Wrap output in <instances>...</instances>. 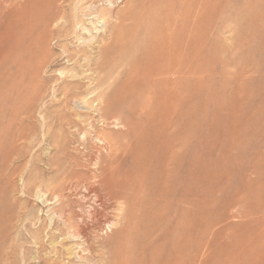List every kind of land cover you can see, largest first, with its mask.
<instances>
[{
	"label": "rangeland",
	"instance_id": "rangeland-1",
	"mask_svg": "<svg viewBox=\"0 0 264 264\" xmlns=\"http://www.w3.org/2000/svg\"><path fill=\"white\" fill-rule=\"evenodd\" d=\"M76 1L0 0L19 30L0 65V264H108L140 213L160 215L145 264L162 245L171 264H264V0ZM156 48L194 55L176 97L145 87Z\"/></svg>",
	"mask_w": 264,
	"mask_h": 264
},
{
	"label": "bare ground",
	"instance_id": "bare-ground-1",
	"mask_svg": "<svg viewBox=\"0 0 264 264\" xmlns=\"http://www.w3.org/2000/svg\"><path fill=\"white\" fill-rule=\"evenodd\" d=\"M72 1V0H71ZM84 1V0H83ZM101 1V0H100ZM104 1V0H103ZM67 2H68V0H67ZM76 2H78V0L76 1ZM99 2V1H98ZM97 2V3H98ZM155 2H156V0H155ZM79 3H82V1L80 2L79 1ZM94 3V2H93ZM96 3V2H95ZM72 4H73V2H72ZM76 4H78V3H76ZM74 5V4H73ZM90 5V4H89ZM76 6V5H75ZM92 6V5H91ZM94 6V5H93ZM78 7V6H77ZM76 7V8H77ZM82 7V6H81ZM80 7V8H81ZM97 7V6H96ZM94 8V7H93ZM95 9V8H94ZM137 9V8H136ZM77 10V9H76ZM15 11V10H14ZM18 11V10H17ZM28 11H31L32 12V10H28ZM80 11H83V10H80ZM80 11H78V12H80ZM87 11H88V8H87ZM96 11V10H95ZM98 11V10H97ZM130 11V10H129ZM129 11L127 12V13H129ZM134 11V10H133ZM133 11H131V12H133ZM6 12V11H5ZM23 12V11H22ZM77 12V13H78ZM85 12V11H84ZM1 13V12H0ZM11 13V12H10ZM10 13H9V15H10ZM25 13V12H24ZM34 13H35V10H34ZM74 13V12H73ZM81 13V12H80ZM96 13L97 12H93V11H90V12H88L87 14H85L88 18H92L93 17V15H96ZM32 14V13H31ZM30 14V15H31ZM37 14V13H36ZM40 14V13H39ZM43 14V13H42ZM41 14V15H42ZM46 14V13H45ZM125 14V13H124ZM133 14H136V13H134L133 12ZM5 15V14H4ZM6 15H8L7 13H6ZM15 15H16V13H15ZM17 15H18V12H17ZM29 15V14H28ZM27 15V16H28ZM34 15V14H33ZM41 15L39 16V17H41ZM78 15H79V13H78ZM83 15V14H82ZM102 15V14H101ZM100 15V16H101ZM127 15V14H126ZM129 15H130V13H129ZM19 16H20V14H19ZM23 16V15H22ZM122 16H123V14H122ZM137 16V15H136ZM136 16H135V20H136ZM178 16V15H177ZM176 16V17H177ZM12 17H14V16H12ZM99 17V16H98ZM123 17H125V16H123ZM122 17V18H123ZM132 17H134V15L132 16ZM180 17V16H179ZM6 18V21H7V19L9 18H7V17H5ZM18 18V17H17ZM16 18V19H17ZM73 18V17H72ZM78 18V17H77ZM82 18V17H81ZM88 18H86V19H88ZM95 18V17H94ZM101 18V17H100ZM118 18V17H117ZM128 18H130V17H128ZM168 18V17H167ZM13 19V18H12ZM16 19H15V22H17L16 21ZM19 19H20V17H19ZM18 19V21H20ZM26 21H27V19L26 18H24ZM30 19V18H29ZM28 19V20H29ZM34 19V18H33ZM74 19H75V17H74ZM83 19H84V16H83ZM120 19V18H119ZM126 18H124V20H125ZM169 19V18H168ZM167 19V20H168ZM22 20V19H21ZM31 20V19H30ZM76 20H78V21H80L81 20V22L80 23H78V25H76L77 26V28L80 26V24L82 23V19H76ZM114 20V19H113ZM121 20V19H120ZM120 20H119V22H120ZM166 20V19H165ZM182 20V19H181ZM11 21V20H10ZM25 21V22H26ZM35 21V20H34ZM37 21V20H36ZM39 21V20H38ZM48 21V20H47ZM74 21V20H73ZM88 21V20H87ZM94 21V20H93ZM123 21V20H122ZM172 21H174V20H172ZM171 19H170V24H171ZM176 21H177V19H176ZM3 21H1V23H2ZM21 22V21H20ZM25 22H23V23H25ZM90 22H91V20H90ZM89 22V24L91 25V23ZM129 22V21H128ZM135 22V21H134ZM6 24L8 23V21L7 22H5ZM10 23V22H9ZM8 23V26H6V27H4V26H2V27H0V65L4 62L5 63V61L6 60H8L7 58L11 55V53H16V51H14V52H11L10 53V51H11V49H12V43H13V41H14V39H15V37L17 36V31L19 32V30H18V28H16V26L13 24V22H11L10 24ZM33 23V22H32ZM47 23V22H46ZM49 23V22H48ZM74 24H75V22H73ZM76 23H77V21H76ZM117 23V22H116ZM130 23H131V21H130ZM165 23V22H164ZM167 23V22H166ZM21 24H22V22H21ZM26 24V23H25ZM24 24V25H25ZM40 24V23H39ZM50 24V23H49ZM70 24H72V22L70 23ZM95 24V23H94ZM118 24V23H117ZM134 24V23H133ZM169 24V25H170ZM175 24H177V23H175ZM180 24V23H179ZM23 25V26H24ZM34 25H35V23H34ZM84 25V24H83ZM121 25V24H120ZM120 25H118L117 26V28L116 27H114L113 28V31L111 32V34H112V36H111V38H114L115 37V34L116 33H120L119 34V36H118V38L119 37H121L120 35H121V33H122V30H123V28L124 27H122V26H120ZM172 25H174L173 23H172ZM18 26V25H17ZM30 26V25H29ZM32 26H33V24H32ZM164 26V25H163ZM167 26H168V23H167ZM175 27H177L176 25H174ZM173 26V27H174ZM66 27V26H65ZM69 27H71V26H69ZM73 27V26H72ZM83 27V26H82ZM97 27V26H96ZM172 27V26H171ZM26 28V27H25ZM32 28V27H31ZM48 28H50V27H48ZM48 28H47V30H48ZM85 28V27H84ZM83 28V29H84ZM166 28V27H165ZM30 29V28H29ZM42 29V28H41ZM44 29V28H43ZM87 29V28H86ZM116 29H118V31H116ZM130 29V28H129ZM134 29V28H133ZM160 29H162L161 28V26H160ZM160 29H158V30H160ZM164 29V28H163ZM168 29H169V27H168ZM168 29H166V32H168ZM174 31H175V29L174 28H172ZM22 30H24V29H22ZM31 30H34V28H32ZM72 30V32H73V28L71 29ZM74 30H75V28H74ZM77 30V29H76ZM81 30V29H80ZM88 30H90V29H88ZM158 30H157V32H158ZM165 30V29H164ZM163 30V31H164ZM171 30V28L169 29V31ZM35 31V30H34ZM44 31V30H43ZM84 31H85V29H84ZM110 31V30H109ZM116 31V32H115ZM124 31V30H123ZM46 32V31H45ZM75 32V31H74ZM80 32V31H79ZM82 32V31H81ZM80 32V33H81ZM88 32H90V31H88ZM130 32H132L131 30H130ZM31 33L32 32H30L29 34H30V37H31ZM48 33V32H47ZM46 33V34H47ZM83 33V32H82ZM94 32H92V34H93ZM109 33V32H108ZM125 33H126V30H125ZM128 33V32H127ZM159 33V32H158ZM165 33V32H164ZM163 33V34H164ZM169 33V32H168ZM49 34H50V32H49ZM73 34V33H72ZM75 34V33H74ZM77 34V33H76ZM86 34H87V30H86ZM207 34V33H206ZM43 35V37H44V34H42ZM58 35V34H57ZM70 35H71V33H70ZM82 35V34H81ZM89 35V34H88ZM118 35V34H117ZM170 35H171V33H170ZM39 36V35H38ZM123 36V35H122ZM167 36V35H166ZM176 36V35H175ZM175 36H174V38H175ZM203 36V35H202ZM21 37H23V35L21 36ZM28 37H29V35H28ZM27 37V38H28ZM80 37V36H79ZM79 37H77V38H79ZM88 37V36H87ZM160 37V36H159ZM163 37V36H162ZM171 37V36H170ZM177 37V36H176ZM184 37V36H183ZM192 37V36H191ZM190 37V38H191ZM193 37H194V35H193ZM24 42H25V35H24ZM22 38V39H23ZM45 38V37H44ZM47 38V37H46ZM81 38V37H80ZM79 38V39H80ZM106 38V37H105ZM105 38H104V40H105ZM124 38H125V36H124ZM128 38V37H127ZM157 38V37H156ZM161 38V37H160ZM159 38V39H160ZM172 38H173V34H172ZM174 38H173V40H174ZM38 39V38H37ZM40 39V38H39ZM43 39V38H42ZM42 39H40L41 40V42H42ZM120 39V38H119ZM159 39L157 38V41H159ZM166 39H169L168 38V36H167V38ZM184 39V38H183ZM195 39V38H194ZM20 40V39H19ZM45 39H43V41H44ZM47 40V39H46ZM60 40V39H59ZM78 40V39H77ZM81 40V39H80ZM114 40V39H113ZM124 40V39H123ZM172 40V41H173ZM177 39L175 38V40L174 41H176ZM18 41V40H17ZM23 40H21V42H22ZM27 41V40H26ZM79 41V40H78ZM100 41V40H99ZM102 41V40H101ZM121 41V40H120ZM162 41V40H161ZM165 41V40H164ZM181 41V40H180ZM198 41V40H197ZM28 42V41H27ZM26 42V43H27ZM37 42V41H36ZM41 42H39V43H41ZM84 42H85V40H84ZM96 42H98V41H96ZM106 42H108L107 40H106ZM114 42V41H113ZM112 42V43H113ZM116 42V41H115ZM160 42V41H159ZM168 42V41H167ZM171 42V41H170ZM169 42V43H170ZM188 42H190V41H188ZM199 42V41H198ZM23 43V42H22ZM21 43V44H22ZM46 43V42H45ZM89 43V42H88ZM123 43V42H122ZM169 43L166 45V46H168L169 45ZM173 43V42H172ZM187 43V42H186ZM193 43V42H192ZM18 44V43H17ZM17 44H16V46H17ZM34 44H35V42H34ZM33 44V45H34ZM47 44V43H46ZM84 44V43H83ZM102 44V43H101ZM116 44V43H115ZM121 44V43H120ZM156 44V43H155ZM154 44V45H155ZM164 44V43H163ZM15 45V44H14ZM19 45V44H18ZM37 45H39V44H37ZM40 45H42V44H40ZM44 45V44H43ZM105 45H106V43H105ZM104 45V46H105ZM108 45H110V44H108ZM124 45V44H123ZM152 45V44H151ZM170 45H172L173 46V44H171L170 43ZM169 45V46H170ZM187 45V44H186ZM185 45V46H186ZM193 44H191V43H189V45H187L188 46V51L189 52H191V46H192ZM199 45V44H198ZM22 46V45H21ZM27 46V45H26ZM120 46V45H119ZM125 46V45H124ZM158 46V45H157ZM163 46V45H162ZM15 47V46H14ZM20 47V46H19ZM32 47V46H31ZM35 47H36V44H35ZM91 47V46H90ZM113 47H115V46H113ZM122 47V46H121ZM155 47V46H154ZM192 47H194V46H192ZM22 48V47H21ZM37 48V47H36ZM100 48V47H99ZM107 48V47H106ZM109 48V47H108ZM107 48V49H108ZM111 48V47H110ZM125 48V47H124ZM169 48H174V47H169ZM177 48H179V47H177ZM28 49V48H27ZM29 49H30V47H29ZM107 49H104V51L102 52V54H101V57H100V59L101 60H98L99 62H100V72H102V71H104L103 70V68H104V66H109L108 65V63H107V59L109 58V55H108V51H107ZM114 49V48H113ZM160 49V48H159ZM186 49V48H185ZM196 49V48H195ZM26 50V49H25ZM34 50V49H33ZM82 50V49H81ZM101 50V49H100ZM117 50V49H116ZM153 50V49H152ZM152 50H150V51H152ZM156 50H158L157 48H156ZM183 50H184V48H183ZM183 50H181V49H178V50H176V51H173L172 49H171V53L169 54L168 52L167 53H165V51H162V50H158L157 51V55L158 56H160V58H158V59H160V61H156L155 59H153V60H151V61H149V62H151V63H149L150 65H149V68H148V71H146V73H147V76L149 77V78H152L153 79V82H151L150 81V83L149 84H147L145 87L146 88H148L149 90L151 89L152 91H154L155 89H158L157 90V92L158 91H160V87H163V90H162V88H161V93H164V95L166 94V95H168V96H172V98L173 97H176L177 96V94H179V90H178V85L181 83V81H184L183 79H184V77H185V72H184V69L185 68H183V65L184 64H188V78H190L191 77V74H193L192 73V63L194 62H192V56L191 55H193V54H190L188 51H187V53L186 54H184V51ZM193 50V49H192ZM24 51V50H23ZM37 51H38V49H37ZM115 51V50H114ZM149 51V52H150ZM167 51H169V49L167 50ZM26 52V51H25ZM28 52V51H27ZM44 52H45V50H44ZM43 52V53H44ZM48 52V51H47ZM47 52H45L44 53V55H47ZM72 52V51H71ZM21 53V52H20ZM32 53V52H31ZM36 53H38V55H39V52H36ZM75 53V52H74ZM100 53V52H99ZM118 53V52H117ZM144 53V52H143ZM145 53H147V52H145ZM10 54V55H9ZM25 54V53H24ZM42 54V53H41ZM49 54V53H48ZM67 54V53H66ZM85 55H86V53H84ZM149 54V53H148ZM152 54V53H151ZM23 55V54H22ZM44 55H41L42 57L44 56ZM76 55V54H75ZM78 55V54H77ZM96 55H97V53H96ZM185 55V56H184ZM14 56V55H13ZM31 56V55H30ZM35 56V55H34ZM50 56V55H49ZM71 56V55H70ZM78 56H81V55H78ZM94 56V55H93ZM194 56V55H193ZM31 57H33V56H31ZM40 57V56H39ZM38 57V58H39ZM75 57V56H74ZM83 57V56H82ZM41 58V57H40ZM38 59V60H42V59ZM66 58V57H65ZM69 58V57H68ZM71 58V57H70ZM77 58V57H76ZM81 58V57H80ZM98 58V57H97ZM96 58V59H97ZM111 58V57H110ZM114 58V57H113ZM141 58V57H140ZM194 58V57H193ZM9 59H10V57H9ZM12 59V58H11ZM10 59V61H13V60H11ZM14 59V58H13ZM25 59V58H24ZM48 59V58H47ZM79 59V58H78ZM85 59V58H84ZM148 59H149V56H148ZM195 59V58H194ZM31 60V59H30ZM37 60V59H36ZM48 61V60H46V58L44 57V59H43V62H40V63H44L45 61ZM72 60H74V59H72ZM71 60V62H72V64H75V63H73V61ZM86 60V59H85ZM85 60H83V61H85ZM112 60V59H111ZM114 60V59H113ZM9 61V62H10ZM34 61V60H33ZM77 61V60H76ZM81 61H82V59H81ZM93 61V60H92ZM17 62H19L18 60H17ZM24 62H25V60H24ZM54 62V61H53ZM52 62V63H53ZM68 62V61H67ZM70 62V61H69ZM70 62V63H71ZM14 62H12V64H13ZM20 63V62H19ZM18 63V64H19ZM23 63V62H22ZM34 63L35 62H33V65H34ZM47 62H45L44 63V65L43 66H45V64H46ZM49 63V62H48ZM77 63H78V61H77ZM39 64V63H38ZM90 64V63H89ZM111 64V63H110ZM22 65V64H21ZM93 65H94V63H93ZM92 65V66H93ZM8 66H9V64H8ZM40 66V65H39ZM90 66V65H89ZM92 66H90V67H92ZM95 66V65H94ZM97 66V65H96ZM12 67H14V66H12ZM37 67V66H36ZM41 67V66H40ZM47 67V66H46ZM87 67V66H86ZM193 67H195V66H193ZM25 68V67H24ZM33 68V67H32ZM42 68V67H41ZM40 68V69H41ZM44 68V67H43ZM49 68V67H48ZM96 68H98V67H96ZM19 69V68H18ZM35 69V68H34ZM39 69V68H38ZM12 70H14V69H12ZM24 70V69H23ZM22 70V71H23ZM89 70V69H88ZM102 70V71H101ZM186 70H187V68H186ZM195 70V69H194ZM193 70V72H195ZM15 71V70H14ZM17 71V70H16ZM16 71H15V73H16ZM19 71V70H18ZM29 71V70H28ZM38 71V70H37ZM21 72V71H20ZM20 72H18V73H20ZM25 72V71H24ZM33 72V71H32ZM32 72H30V73H32ZM90 72H91V69H90ZM90 72H89V74H90ZM98 72V71H97ZM187 72V71H186ZM29 73V74H30ZM38 73V72H37ZM87 73V72H86ZM93 73H94V71H93ZM81 74V73H80ZM85 74V73H84ZM88 74V75H89ZM97 74H99V73H97ZM96 74V75H97ZM4 75V74H3ZM20 75V74H19ZM32 75V74H31ZM35 75V74H34ZM87 75V76H88ZM91 75V74H90ZM146 75V74H145ZM9 76H10V74H9ZM28 76H30V75H28ZM33 76V75H32ZM31 76V77H32ZM75 76H76V74H75ZM80 76V75H79ZM85 76V75H84ZM94 76V75H93ZM100 76V75H99ZM187 76V75H186ZM190 76V77H189ZM20 77H21V75H20ZM19 77V78H20ZM72 77L74 78V76L72 75ZM81 77V76H80ZM79 77V78H80ZM97 77V76H96ZM110 77V76H109ZM23 78V77H22ZM26 78H27V76H26ZM33 78H34V76H33ZM35 78H36V76H35ZM38 78V77H37ZM77 78V77H76ZM75 78V79H76ZM81 78H84V77H81ZM93 79H94V77H92ZM98 79H96V82H97V84L100 86L101 84H102V77H97ZM146 78V77H145ZM185 78H187V77H185ZM187 78V79H188ZM32 79V78H31ZM39 79V78H38ZM78 79V78H77ZM76 79V80H77ZM90 79V78H89ZM89 79H88V81H89ZM40 80V79H39ZM42 80V79H41ZM76 80H74V81H76ZM79 80V79H78ZM82 80V79H81ZM87 80V79H86ZM86 80H84L85 82H87ZM90 82V81H89ZM94 82V81H93ZM92 82V83H93ZM95 82V83H96ZM195 82V81H194ZM76 83V82H75ZM75 83L72 85V86H74L75 85ZM81 83V82H80ZM185 83V82H184ZM79 84V83H78ZM104 84V83H103ZM91 85H94V84H91ZM90 85V86H91ZM96 85V84H95ZM99 86H98V88H99ZM75 87V86H74ZM73 87V88H74ZM89 87V86H88ZM94 87H96L97 88V85L96 86H94ZM183 87V86H182ZM70 88V87H69ZM78 88H80V87H77V90H76V92L78 91ZM97 88V89H98ZM71 89V88H70ZM76 89V88H75ZM181 90H182V88H180ZM65 90H67V87H66V89ZM69 90V89H68ZM89 90V89H88ZM142 90H143V88L142 87H140L139 88V90L137 91V93H139V94H141V92H142ZM70 91V93L69 92H66V93H69V94H72V92H73V89L72 90H69ZM72 91V92H71ZM136 91V90H135ZM189 91V90H188ZM187 91V92H188ZM37 92V91H36ZM94 92V91H93ZM155 92H156V90H155ZM65 93V94H66ZM75 93V92H74ZM73 93V95L74 96H76L75 94ZM78 93H79V91H78ZM92 93V92H91ZM90 93V94H91ZM129 93V92H128ZM131 93V92H130ZM143 93V92H142ZM64 94V93H63ZM95 94H96V92H95ZM145 94V93H144ZM147 94V93H146ZM148 94H150V93H148ZM181 94H183V93H181ZM94 95V94H93ZM98 95V94H97ZM97 95H96V99H97ZM100 95V97L102 96V98L103 99H105L104 98V96L106 95H104V94H102L101 95V93L99 94ZM98 95V96H99ZM67 96V95H66ZM68 96H70V95H68ZM127 96V95H126ZM137 96V95H136ZM142 96V95H141ZM162 96V95H161ZM120 97H122V96H120ZM144 98H145V96H143ZM67 98H71V96L70 97H67ZM102 98H100V99H102ZM113 98V97H112ZM139 98V97H138ZM85 99H86V97H85ZM84 99V100H85ZM100 99H99V97H98V99L97 100H99L100 101ZM123 99H124V97H123ZM96 100V101H97ZM115 100V99H114ZM145 100V99H144ZM157 100V99H156ZM86 101V100H85ZM105 101V100H104ZM171 101V100H170ZM98 102V101H97ZM112 102V101H111ZM123 102V101H122ZM122 102H120V103H122ZM87 103V102H86ZM99 104H100V102H98ZM105 103H106V101H105ZM124 103V102H123ZM158 103V102H157ZM169 103H171V102H169ZM103 104V103H102ZM108 104V103H107ZM106 104V105H107ZM127 104V103H126ZM156 104V103H155ZM161 104V103H160ZM105 105V106H106ZM175 105V104H174ZM103 106V105H102ZM102 106H100V107H102ZM104 107V106H103ZM165 107V106H164ZM170 107V106H169ZM102 109H104V108H102ZM112 109V108H111ZM141 109V108H140ZM139 109V110H140ZM167 109V108H166ZM101 111V110H100ZM141 111V110H140ZM139 111V112H140ZM165 111V110H164ZM102 112V111H101ZM104 112V111H103ZM98 115H99V113H98ZM99 116H101V115H99ZM103 118V117H102ZM101 119V118H100ZM103 119H105V118H103ZM106 121V120H105ZM104 122V121H103ZM105 123V122H104ZM126 123V122H125ZM127 124V123H126ZM128 125V124H127ZM131 125V124H130ZM109 139V138H108ZM111 141V140H110ZM113 141V140H112ZM108 143H109V141H108ZM109 145H110V143H109ZM112 145H113V143H112ZM69 208V207H68ZM78 211V210H77ZM140 212H143V210H140ZM157 213H159L158 211H157ZM160 214V213H159ZM141 215H143V214H141L140 213V215L139 214H133L132 215V217L130 218V220H128V222H127V225H126V227H125V229H124V231L122 232V235H123V237H122V240H121V242H120V245H118L117 247H116V251H114V250H110L109 252H108V264H133L134 263V261L136 260V258L139 256V258H141V264H145L146 263V257H147V255H148V253H149V248L150 247H148L149 245H148V242H147V239H146V235L148 234V232H149V230H150V226H152V224L154 225V223L157 221V220H159L160 219V215H158V214H154V215H152L150 218H147V217H145L144 215L143 216H141ZM77 216V215H76ZM129 216V215H128ZM80 221V220H79ZM76 222V221H75ZM109 222V221H108ZM78 223V222H77ZM108 224V223H107ZM110 225V229H111V224H109ZM113 225H115V224H113ZM182 225V224H181ZM185 225V224H184ZM75 226V225H74ZM160 226V225H159ZM183 226V225H182ZM97 227V226H96ZM149 227V228H148ZM94 228V227H93ZM84 229H85V227H84ZM152 229H153V227H152ZM80 230V229H79ZM87 230V229H86ZM118 230V229H117ZM160 230V229H159ZM92 231H94V230H92ZM96 231V230H95ZM101 231V230H100ZM82 232V231H81ZM89 232V231H88ZM161 232V231H160ZM85 233V232H84ZM93 233H95V232H93ZM72 234V233H71ZM160 234V233H159ZM190 234V233H189ZM94 235V234H93ZM89 236H91V234L89 235ZM158 236V235H157ZM92 237V236H91ZM74 238H77V237H74ZM88 238V237H87ZM90 238V237H89ZM151 238V237H150ZM79 239V238H78ZM81 239V238H80ZM85 239V238H84ZM98 239V238H97ZM88 240H91V239H88ZM94 240V239H93ZM158 240H159V238H158ZM177 240V239H176ZM179 240V239H178ZM74 241V240H73ZM87 241V240H86ZM187 241V240H186ZM90 242V241H89ZM179 242V241H178ZM192 242V241H191ZM107 244V243H106ZM175 244V243H174ZM181 244V243H180ZM192 244V243H191ZM186 245V244H185ZM74 246V245H73ZM80 246V245H79ZM78 247V246H77ZM162 247H163V245L162 246H160V249H158L157 251H152L151 253H150V260H151V264H171V259L170 258H167V259H165L164 258V248L162 249ZM183 247V246H182ZM185 247V246H184ZM81 248V247H80ZM79 248V249H80ZM169 249V248H168ZM76 250H78V248H73L72 249V253H75L76 252ZM83 250V249H82ZM83 253V252H82ZM81 254V253H80ZM189 256V255H188ZM90 259V258H89ZM85 260V259H84ZM190 264H194V262L193 261H191L190 262Z\"/></svg>",
	"mask_w": 264,
	"mask_h": 264
}]
</instances>
